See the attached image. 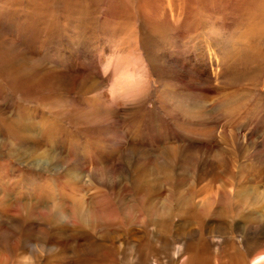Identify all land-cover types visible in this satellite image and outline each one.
<instances>
[{
	"label": "rangeland",
	"instance_id": "obj_1",
	"mask_svg": "<svg viewBox=\"0 0 264 264\" xmlns=\"http://www.w3.org/2000/svg\"><path fill=\"white\" fill-rule=\"evenodd\" d=\"M17 3L27 12L11 39L41 76L2 83L0 264H187L186 247L205 242L206 264H229L245 238L264 237V222L216 225L231 199L218 190L264 184V0H80L70 11L58 0L54 12ZM49 30L63 38L33 52ZM121 84L131 99L119 89L110 104ZM215 193L209 219L197 203ZM251 202L238 203L251 212ZM226 207L224 219L238 220L235 200ZM262 253L258 243L247 264Z\"/></svg>",
	"mask_w": 264,
	"mask_h": 264
},
{
	"label": "bare ground",
	"instance_id": "obj_2",
	"mask_svg": "<svg viewBox=\"0 0 264 264\" xmlns=\"http://www.w3.org/2000/svg\"><path fill=\"white\" fill-rule=\"evenodd\" d=\"M27 1L29 2V0ZM57 1L58 0H41L42 5L47 6L48 10L52 12H54L55 10V4ZM61 1L63 2L65 9L67 11H70L73 8L79 7L80 0H61ZM20 7H21L20 3L18 4L17 0H0V76H1L0 78V107H2L5 104L6 98L8 99L11 98L9 96V93L5 92V90L3 89L2 83L8 85L9 82L16 83L19 81H24V80H29V79L39 80L41 76V73H40L41 71L39 70L38 65L30 64L31 62L30 51L27 48H22L21 45H16L14 41L11 39L12 34L14 32L13 26H16L19 20L22 22L20 17L25 16L27 12V11H22ZM18 9L20 10L17 11ZM28 9L31 10V13L28 11V17H30L28 20L32 22L34 21V18L31 17L33 15V11H38V10L34 3H32L30 7L28 6ZM161 12L162 14L169 15V13H167L166 10H161ZM44 20L45 19H43L42 22H37V25L39 26V32H42V33L46 32L47 30L46 27H43L41 25L42 23H44ZM77 27L78 26H72V27L67 26L65 27L66 28L65 30L68 31L69 34L75 35ZM67 28H70V30ZM254 29L252 27L250 30H254ZM49 33H50L49 37L40 39L41 41L39 44L33 45L32 47L33 52L37 53L44 46L53 45V43L56 42V40L59 41L58 39L63 38L61 34L56 30H52V31L49 30ZM58 45H59V42H58ZM24 51H27V54H25ZM190 60L194 61L193 59H190ZM113 61L114 60H111V61L102 60L101 65H105V68H108ZM208 67H210V65ZM127 73L128 72H126V74ZM47 75L49 76V78H51L50 84L54 86L56 83L53 80V75L52 74H47ZM122 84H124V82ZM122 84L120 86H122ZM119 89H121L122 92L124 93L123 94L124 100L131 99L132 97L131 93L125 86H122V88L114 87L111 90H109V92H107L106 94L107 96L106 99L110 104L118 105L116 101L120 102L121 99H120ZM46 100H47L46 98L40 99L41 102H46ZM53 126H54V123L51 124V127ZM32 151L36 157L43 155V154H47L51 158L50 151L45 150L42 153H40L41 149L40 150L33 149ZM95 175L98 176L100 179L104 178L103 173H96ZM86 176L87 175L85 174L84 170H76L73 174V180L75 182H79V181L84 180ZM262 188H264V184H261L259 186L258 182H256V183H251V184L240 183V185L237 186L236 188L230 187V188L218 190L219 194H223V195L229 194L231 196V199L226 200L227 202L229 201L228 203H223V201L221 202L223 204V207L222 209L216 212V219L218 222L216 225H221L222 223H224L226 227L238 228L240 226H244L246 228L252 229L256 225L259 226L258 224L263 223L264 222V205H259V201H261L260 193H262ZM219 198H220L219 195L215 193V197L213 199H210V198L201 199V202L197 203L199 206L198 210L201 213H203V215L206 214L207 216H209V219H210L213 208L219 203ZM248 199L253 200V202H251L252 205L250 206V208H252L251 212H246L247 208L242 207V204L238 203V202H243V201L247 202ZM233 200H235L236 204L239 205V207L237 208L239 212L238 214L239 216H238V220L230 222L224 219V216L228 212L226 205L231 203ZM150 204L156 206L155 205L156 203L152 202ZM186 210H189V209L187 208ZM194 214L198 218L199 225L202 224L209 229H213L215 227L214 224L206 223L209 219L203 220L202 222H200L198 215L196 213ZM183 215H185L184 212H183ZM18 220L19 218L12 216V220H11L12 222H16ZM188 225H189V221L188 222L181 221L178 225V228L176 229L175 234L171 232L170 235L176 236L179 232L181 231L184 232L185 229L188 227ZM251 242H253L254 244H251ZM7 243L8 241L6 239L0 240V245L5 246L7 245ZM258 243L264 244V237H254L250 240H247L245 238L244 240L245 251H242L241 253L231 252L225 258H228L229 264H247V259H248V256L250 255L251 248L257 245ZM209 249L210 248L206 242L203 244H198L197 247L194 248L193 250H191L190 245H188L186 247L187 254H188L187 264H206L210 258ZM262 262H264V253L254 256L251 261V263L253 264H260ZM218 264H224L222 261V258L218 259Z\"/></svg>",
	"mask_w": 264,
	"mask_h": 264
}]
</instances>
